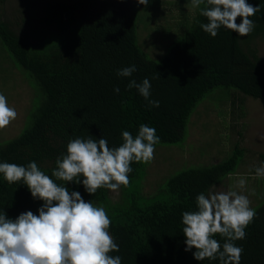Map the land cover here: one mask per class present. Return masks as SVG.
I'll return each instance as SVG.
<instances>
[{"label": "trees", "instance_id": "obj_1", "mask_svg": "<svg viewBox=\"0 0 264 264\" xmlns=\"http://www.w3.org/2000/svg\"><path fill=\"white\" fill-rule=\"evenodd\" d=\"M158 1L145 6L137 0H54L43 7L34 0L30 12L24 7L18 16L22 22L0 19V42L35 90L23 131L0 144V163L26 167L35 161L58 185L103 207L111 220L109 232L119 245V252L110 255L120 256L121 264H220L218 258L197 261L195 248L184 250L182 213L196 211L200 193L208 194L236 172L244 156L239 144L224 160L171 175L150 195L143 185L149 163L132 162L130 183L120 187L117 198L112 197L116 191L101 188L91 195L82 183L52 176L57 158L67 154V144L76 138H105L110 148L119 147L123 131L135 137L145 124L156 129L157 145L184 142L198 102L219 86L259 99L264 109V59L256 46L257 39H264V0H247L260 11L250 17L255 28L245 37L223 26L212 37L200 27L208 20L198 8L185 24L189 11L177 2L182 16L171 20L165 34L171 39L174 31L181 36L187 24L190 29L156 61L142 49L137 24L140 15L145 22L149 19ZM36 19L45 25H35ZM29 20L34 33L26 35L23 28ZM131 65L137 69L132 76L117 75ZM145 78L151 84L150 99L159 101V107H151L136 88H127L131 80L142 83ZM42 204L22 181L9 184L0 173V214L15 219L30 210L38 215ZM256 213L245 229L246 238L234 242L243 248L240 264H264V204ZM213 238L222 249L225 238Z\"/></svg>", "mask_w": 264, "mask_h": 264}, {"label": "clouds", "instance_id": "obj_2", "mask_svg": "<svg viewBox=\"0 0 264 264\" xmlns=\"http://www.w3.org/2000/svg\"><path fill=\"white\" fill-rule=\"evenodd\" d=\"M147 6L150 0H137ZM205 5L204 7H200ZM191 7L199 9L207 18L201 23L204 32L216 37L223 26L239 36L250 35L255 23L250 17L260 11L247 0H191ZM241 22L237 23V18ZM131 65L119 69L117 75L130 77L136 71ZM136 88L151 107H159V101L151 100V84L145 78L142 83L131 80L127 88ZM119 93V87L114 89ZM7 98L0 93V129L17 118ZM123 143L110 148L105 138L93 140L76 138L67 144V154L58 157L52 176L56 180L83 184L87 193L94 195L98 189L118 191L130 183L132 162L151 163L155 145L160 142L156 129L145 124L139 126L133 137L122 132ZM0 173L9 183L23 182L34 199L43 201L38 215L25 211L15 219L0 214V264H121L119 245L109 232L111 220L103 207L85 201L79 191H69L46 175L35 161L26 167L15 163H0ZM255 176L264 177V164L255 167ZM81 177L83 179H81ZM241 191L200 193L196 197L197 210L182 213V232L185 251H191L194 259L220 260V264H240L243 248L237 240L246 238L245 229L257 213L247 195L243 194L246 180L240 178L235 186ZM225 238L222 245L213 237Z\"/></svg>", "mask_w": 264, "mask_h": 264}, {"label": "rangeland", "instance_id": "obj_3", "mask_svg": "<svg viewBox=\"0 0 264 264\" xmlns=\"http://www.w3.org/2000/svg\"><path fill=\"white\" fill-rule=\"evenodd\" d=\"M32 1L34 0H0V19L22 22L18 16L23 13L24 7L30 12ZM36 1L44 3L43 7H45L48 2L54 0ZM187 1L189 2L159 0V7L154 10L159 15H155L153 11L150 12L146 22L140 15L137 24L139 43L150 59L161 60L171 46L190 29L191 24H187L181 36L174 31L175 33H171V39L165 34L166 27L173 19L182 16L177 2L185 4L189 11L186 13L187 19L183 20L184 23L191 22L189 18L196 12L194 13L195 9L191 7V0ZM148 21L149 25H147ZM34 23L45 25L37 19ZM12 25L15 24L12 23ZM19 29H21L20 26ZM33 33L34 27L29 20L23 28V34ZM256 46L264 59V39H257ZM0 93L6 96L8 105L18 114L8 126L0 129V144H2L18 136L28 123L35 90L24 72L13 64L10 52L1 42ZM236 143L244 149L243 160L236 172L226 176L222 183L213 186L209 192L229 190L239 192L241 190L235 186L240 178H244L246 188L243 194L248 196L251 201L250 206L256 210L264 204V177L255 176V167L264 164V109L259 99L247 96L230 86L216 87L198 102L188 122L184 142L160 143L155 147V158L148 164L143 181L144 193L147 195L154 193L162 181L165 182L171 175L181 170L211 165L226 159L233 153ZM118 195L116 191L113 192L112 197L117 198Z\"/></svg>", "mask_w": 264, "mask_h": 264}]
</instances>
